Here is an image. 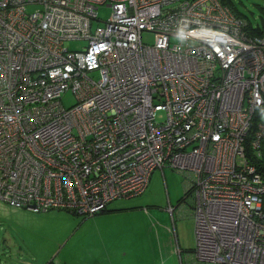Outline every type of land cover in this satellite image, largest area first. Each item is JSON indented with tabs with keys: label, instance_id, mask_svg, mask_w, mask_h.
<instances>
[{
	"label": "built area",
	"instance_id": "obj_1",
	"mask_svg": "<svg viewBox=\"0 0 264 264\" xmlns=\"http://www.w3.org/2000/svg\"><path fill=\"white\" fill-rule=\"evenodd\" d=\"M261 10L256 24L221 0H0V199L91 215L176 168L195 264H264L248 161L264 145Z\"/></svg>",
	"mask_w": 264,
	"mask_h": 264
},
{
	"label": "rangeland",
	"instance_id": "obj_2",
	"mask_svg": "<svg viewBox=\"0 0 264 264\" xmlns=\"http://www.w3.org/2000/svg\"><path fill=\"white\" fill-rule=\"evenodd\" d=\"M227 1L251 23H260L264 0ZM98 13L104 19L109 9ZM141 39L151 43L153 33L142 30ZM81 43L63 41L69 48ZM73 100L70 91L62 94L63 105ZM154 115L160 120L162 111ZM259 150L264 165V145ZM186 186L182 170L155 168L142 192L114 198L91 215L31 210L0 199V264H189L194 219Z\"/></svg>",
	"mask_w": 264,
	"mask_h": 264
},
{
	"label": "trees",
	"instance_id": "obj_3",
	"mask_svg": "<svg viewBox=\"0 0 264 264\" xmlns=\"http://www.w3.org/2000/svg\"><path fill=\"white\" fill-rule=\"evenodd\" d=\"M223 3H225L229 8H231L232 9V11L234 12V13H236L238 16H243V15H241V13L240 12H238L237 10H235V8L232 6V4H230L227 0H221ZM244 17V16H243ZM248 161L249 162H251V163H253L254 165H256V167H257V170H259V171H261L262 173H264V165L262 164V162L260 161V159H259V157L258 158H253V157H249L248 156ZM190 190H189V186H186V188L184 189V192H185V194L187 193V192H189ZM107 205V204H106ZM106 205H105V207L104 208H102L101 210H104L105 208H106ZM25 208V207H24ZM55 208V207H54ZM56 208H58V209H60L59 207H56ZM49 209V208H48ZM61 209H64V208H61ZM32 210V209H31ZM40 210V209H39ZM42 210V209H41ZM46 210V209H45ZM65 210H68V209H65ZM100 210V211H101ZM68 211H70V210H68ZM70 212H72V211H70ZM72 213H74V212H72Z\"/></svg>",
	"mask_w": 264,
	"mask_h": 264
},
{
	"label": "crops",
	"instance_id": "obj_4",
	"mask_svg": "<svg viewBox=\"0 0 264 264\" xmlns=\"http://www.w3.org/2000/svg\"><path fill=\"white\" fill-rule=\"evenodd\" d=\"M190 263L189 264H195L194 260H193V256L191 255V258H190Z\"/></svg>",
	"mask_w": 264,
	"mask_h": 264
},
{
	"label": "bare ground",
	"instance_id": "obj_5",
	"mask_svg": "<svg viewBox=\"0 0 264 264\" xmlns=\"http://www.w3.org/2000/svg\"><path fill=\"white\" fill-rule=\"evenodd\" d=\"M231 9V8H230ZM232 10V9H231ZM236 14V13H235ZM246 18V17H245ZM247 19V18H246ZM247 22H249V20L247 19ZM93 216V215H92Z\"/></svg>",
	"mask_w": 264,
	"mask_h": 264
}]
</instances>
